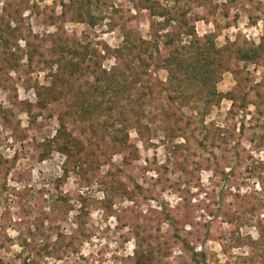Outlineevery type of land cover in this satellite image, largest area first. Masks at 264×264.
<instances>
[{"label": "rangeland", "instance_id": "374dc122", "mask_svg": "<svg viewBox=\"0 0 264 264\" xmlns=\"http://www.w3.org/2000/svg\"><path fill=\"white\" fill-rule=\"evenodd\" d=\"M98 1L91 28L75 21L73 0H0V18L21 29L19 45L34 57L32 63L24 57L19 72L0 61V264H136V252L150 264H250L247 249L234 248L230 234L238 228L257 239L264 229V172L254 168L264 162L257 141L264 132V66L240 65V74L225 72L218 86L223 94L246 95V109L232 114L226 99L204 116L196 99L168 98L166 72L157 66L158 55L170 50L165 36L179 23L165 27L139 0ZM159 6L179 16L183 9L184 20L199 18L197 36L216 33L218 46L227 40L257 45L264 36V0H192L189 7L160 0ZM75 42H89L101 54L84 64L85 75L76 81L82 88L92 82L97 63L108 71L115 66L98 44L117 50L128 43L134 60L140 54L149 66L137 89L153 87L159 96L146 113L166 119L170 130H139L134 114L122 108L130 144L115 150L109 141L90 139L99 149L89 150L105 154L102 162L58 188L64 158L54 149L46 154L45 144L58 129L64 103L52 104L34 124L18 103L35 102L32 86L46 83L55 49ZM187 42L183 33L180 45ZM112 181L128 194L112 192L104 207ZM82 199L87 208L81 217ZM57 239L65 248L48 256L44 248Z\"/></svg>", "mask_w": 264, "mask_h": 264}, {"label": "trees", "instance_id": "16d2710c", "mask_svg": "<svg viewBox=\"0 0 264 264\" xmlns=\"http://www.w3.org/2000/svg\"><path fill=\"white\" fill-rule=\"evenodd\" d=\"M174 1L189 7L192 0ZM159 3L160 0H139V5L146 10L149 17L164 19L165 27L179 23L177 32L165 36V45L170 48L169 53L158 55L157 66L167 75L164 91L168 93V98L172 102L180 99L190 102L196 99L203 105L204 116L209 115L212 109L219 108L226 99L231 102L232 114H235L236 109H246V95L241 96L236 92L223 94L218 90V86L227 71L240 74L239 71L247 65L264 66V36L257 45H239L237 41L227 40L225 45L218 46L216 33L206 35L203 39L197 36L195 24L200 20L199 18L184 20L187 12L183 9L179 16L171 10L160 11ZM98 5V0H73L70 3L75 21L87 24L91 28L95 27ZM64 7L68 6L64 5ZM2 20L0 18V61L8 64L13 71L19 72L24 57L27 58L28 63H32L34 57L32 53H25L19 45V41L25 39L21 29L12 28L10 23ZM183 33L188 36V42L180 45ZM130 37V34H126L127 40H130ZM98 45H102L104 52L102 58L109 57L115 60V66L108 71L97 63L96 68L91 71L90 77L93 80L88 83V87L77 86L76 81L85 75L84 64L87 61L101 58L98 48L89 42L62 44L55 49L56 58L49 64L50 72L46 83L35 82L32 86L35 102L18 103L19 110L29 116L32 124L46 115L52 104L64 103V109L57 116L58 129L51 139H47V145L45 144L46 154L54 149L64 158L58 188L71 174H85L97 169L96 167L102 162L101 156L105 154L101 155L96 150H89L91 147L99 149V146L91 141L92 139L109 141L115 150L120 147L125 149L130 144L126 125L122 124L120 118L122 108L134 114L139 130L143 129L149 134L157 130H170L166 126V119L156 115L148 118L146 113V106L156 101L159 96L153 87L143 91L137 89V85L147 75L146 67L149 66L145 64L140 54H137L138 59L134 60L130 52H127L128 43L125 44L124 49L117 50H112L103 43ZM1 112L4 114L2 110ZM3 119L11 123L6 114L3 115ZM262 129L264 131V124ZM257 141L259 147L263 148L264 132L258 135ZM254 164L255 169L264 172V162L258 161ZM110 191L111 195L108 191L105 200H102L104 207H110L116 191L128 194L126 187L116 181H112ZM86 208L87 201L82 199L81 207L78 209L81 217L84 216L82 214ZM236 220L239 218L237 217ZM234 221L232 219L230 223L233 224ZM230 235L234 248L247 249L250 264H258V260H262L261 263L264 264V229L257 239L249 235H241L238 228H233ZM63 248H65L63 242L57 239V243L51 249L48 246L44 249L45 254L52 256L53 251ZM201 255L204 257L203 254ZM136 256V264L151 262L140 252H136ZM24 264L36 263L32 260L27 263L25 259Z\"/></svg>", "mask_w": 264, "mask_h": 264}]
</instances>
